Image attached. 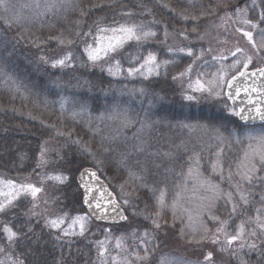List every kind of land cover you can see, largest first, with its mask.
<instances>
[{
	"label": "snow or ice",
	"instance_id": "6c2138e0",
	"mask_svg": "<svg viewBox=\"0 0 264 264\" xmlns=\"http://www.w3.org/2000/svg\"><path fill=\"white\" fill-rule=\"evenodd\" d=\"M33 2L36 8L41 7L40 0H33ZM82 2L83 0H44V11L40 13V16L47 17L48 15H52L57 19H67L69 14L78 13L79 16L76 21L77 28L74 30V35L84 39L85 44L83 53L86 59L75 56L72 51H66L61 56L52 59L45 55H40L39 62L47 65L51 69L76 68L77 65L80 68L87 69L89 67L95 68L104 61L105 66L101 67L100 70L106 71L107 75L110 77L116 79H120L121 77L126 79L139 78L146 81L152 77H159L162 70L167 74L168 67L176 64L178 62V57L183 56L190 58L186 67L179 71L178 74L172 76V79L178 81L180 87L183 89L182 98L192 103L198 102L196 94H200L201 96L207 95L215 99H222L226 96L227 100L232 101V106L226 104L225 108L229 111L231 116L238 117L239 120L244 123L235 129L228 130L227 135H225L219 127L210 128L206 124H184L181 125V127L188 129L189 132L202 130L210 134L211 139L216 141V161L211 165L212 172L221 180L227 179L229 186L235 190L240 202L244 205L251 203L250 196L252 195V191L250 188H246L245 185L254 188L257 182H259L261 189V207L256 209L255 219L249 218L248 221V223L254 224L255 227L251 230H247L245 222H241L234 233H229L227 231L229 220H222L219 215L215 214V210L217 209L218 201L223 200L225 212L230 216L237 213L238 203L234 199L233 191H225L220 187V184L210 179L203 178V174L199 170V155H195L193 157V163L196 167H189L187 178L193 179L200 187L212 193V195L204 197L207 203L202 206V211L207 215L208 221L215 226V232L213 233V229L205 224L204 235L200 240H195L193 238L190 242L202 243L207 240L212 244L220 245V251L231 252L232 255L238 259L239 264H248L243 255L245 249H247L248 252L258 251L259 255L264 257V67H256L254 70L249 71L250 66L254 63L253 56L247 54L239 55L243 53L241 48H236L231 52L233 62L228 65V67L236 74L231 75L230 78L228 72L225 71V65L223 63V61L229 59V57L225 55L211 56V60L219 65V69L216 72L209 74L205 71H201L204 65L209 63V60L205 59V57L212 52L210 47L206 50L201 48L198 52H194L191 46H169L167 52L170 54V58L161 61L158 59L157 52L154 50H147L145 54L144 49L145 44L158 36V32L152 27V25L158 23L155 18L147 24L143 21L137 22L132 19H127L122 22L118 21L112 25H105L100 21H96L94 34L91 28L84 30L79 27L80 24L83 23L84 17L90 15V9L82 7ZM183 2L187 3L190 7H195L198 0H183ZM157 3H160V0H157ZM219 3L220 0H218V4ZM30 6L31 5H24L23 7ZM160 6L171 12L174 17L185 24H187L188 21H192V33L197 32V24L202 17L207 16L209 11L215 12V9L205 10L202 4L199 5L201 8L199 15H196L194 12H188L187 10L176 11L170 8L167 3H162ZM94 7H99V5H94ZM141 7L145 8L147 15H152L151 9H147L146 6L143 5H141ZM251 7L253 10L256 8L261 9L255 21L249 18V7L247 5L234 10L235 16L247 29L238 28L237 31L241 32L247 39L252 50L260 54L261 59H264V27L261 26L264 24V0H259V2L258 0H251ZM15 9L16 6L11 0H0V11L3 13V15H0V23H3L7 29L13 27L24 29L23 32L19 33L15 43L8 40L6 37H0V49L7 51L9 45L14 49L16 44H19L21 40L30 43L33 47L40 48L43 43L41 39L29 34V29L25 27V22L31 21ZM121 15L133 17L135 13L133 11H124ZM225 16L228 19L232 18L231 13H225ZM221 19L223 20L224 18L222 17ZM40 26L44 27V23L41 22ZM47 26L49 28H55L56 23L51 21L48 22ZM161 30L163 32L164 41L166 42L168 37L167 25H162ZM257 30L258 38H254V32H257ZM0 31H2V29H0ZM180 36L184 40L190 39L187 28L180 32ZM89 37L92 38L93 43L87 42ZM53 38L57 40L59 45L65 47H70L74 43V40L65 38L63 34L57 37H49V39ZM198 38L203 39V37ZM128 45H133L134 50L127 53L125 59L128 67H124L121 63V59L117 58V55ZM8 56H11V52H8ZM5 68L6 61L4 57L0 56V86L10 93L18 94L21 98L27 99L28 95L26 90L5 71ZM241 79L245 82L251 80V84L245 83L243 87H240L236 82ZM55 83L57 87L62 86L59 81ZM73 87H87L91 90L92 85L88 80L77 79ZM241 92L244 94L243 99H241ZM129 94L144 96L147 93L146 88L142 86L129 90ZM13 98H15V95ZM237 100H240V105L242 106H236ZM59 103L60 113L63 115L67 111L69 101L67 98H61ZM84 111L85 106L81 105V110L72 111L70 118L76 122L77 118L81 117ZM108 118L118 122L119 127L116 130L117 132L121 129L133 127L134 124L137 123L140 125L139 132H143L145 128H151V124L146 119L143 121L137 120L135 116L130 114L128 109H121L118 104L113 106L112 113ZM99 119L103 121L105 118L101 116ZM255 121H260L261 126H247L249 123H254ZM41 123H43V121H41ZM49 127L55 129V125H49ZM87 128L89 132L93 131L91 121L87 122ZM56 135L71 138V133L66 134L58 129H56ZM111 139L114 141L116 137H112ZM72 143L79 145L80 149L93 159L96 167L102 168V166H104L105 159L98 157L86 144L81 143L78 139L72 140ZM232 145L241 146L242 154L235 165V171H233L230 165L227 166V176L225 177L226 164L223 156L225 148H230ZM101 147L105 153L115 151V149L104 147L103 144ZM138 150L141 152L144 151L143 147H139ZM47 151V148L42 147L40 152L41 165H46L48 163L45 158ZM164 155L171 156L172 154L165 153ZM119 156L118 165L128 170L130 178L133 180H140L141 187L147 188V185L144 183L143 175L127 168V154L119 153ZM141 171L143 172L145 170L142 169ZM90 175L99 179L95 171L91 172ZM234 177L237 179H234ZM47 179L57 181L61 185L67 181V177L64 175L49 176ZM81 180L83 181V174ZM3 184L7 185L9 191L6 193L0 188V197H4V199L0 200V214H5L11 208H15L16 201L22 196L31 197L32 201H36L39 194L44 191L42 187H38L31 183L16 184L11 180H0V185ZM185 189L186 185L182 187L181 192L175 194L172 200L171 207L173 209V218H175V208L179 204L182 192ZM148 190L153 193L157 205V211L155 213L156 218L145 216V219H151L153 231L149 232L145 230L142 233L133 231L130 237L137 242L135 245L136 251L130 253L128 252L126 238L122 236L116 239L115 248L126 253V255L111 257V264H149L152 259L151 254L159 247L154 243L156 239L155 231L160 230L163 224L166 223L163 218V209L166 206L165 198L167 191L166 189L157 188ZM92 191V186L85 184L84 204H86L90 210L89 215H77L71 218V223L68 228L62 227L66 220L69 219L67 215L47 218L44 226L62 233L64 237L69 235L83 237L88 230V225L91 222L92 216L100 220H107L110 219L109 212L112 211L116 212V217L119 219L124 221L128 220V217L123 215L121 211H117L120 207L119 204L115 203L113 200H108L103 192L100 193V198L98 199L91 195ZM44 203H47V200H44ZM123 203L128 205L130 201L125 198ZM106 204H111L112 208L109 209L105 206ZM37 207L38 204H33L30 212L25 215H40V213L35 211ZM135 214L136 213H133V215ZM26 229L27 232H32L31 223L26 225ZM221 234L224 236L223 240L220 239ZM21 236L22 232L20 230H15L14 227L4 224L2 233H0V239L5 241L6 247L4 244H0V256L3 257L0 258V264H24L22 259L13 254L16 243L21 239ZM55 238L59 240L61 236L57 235ZM107 242V239L97 242L100 264H109V257L107 255L108 248L105 246ZM233 245H237V247L233 248ZM129 256L134 257V260L129 259ZM205 262L206 264H214V258L211 252L206 254ZM158 264H189V262L185 260L170 261L165 258L160 260Z\"/></svg>",
	"mask_w": 264,
	"mask_h": 264
},
{
	"label": "trees",
	"instance_id": "16d2710c",
	"mask_svg": "<svg viewBox=\"0 0 264 264\" xmlns=\"http://www.w3.org/2000/svg\"><path fill=\"white\" fill-rule=\"evenodd\" d=\"M205 1L208 0L198 1L195 7H190L187 3L179 0H170L168 5L176 11L187 10L196 15L200 14V4L205 10L215 9V12L209 11L207 16L199 20L197 32L200 34L210 27V23H216L215 20L219 16L238 7L242 0H220L219 4L218 0H209L210 6ZM11 2L15 4L17 12L22 13L31 21L25 22L29 34L39 37L43 43L40 48H36L21 40L14 49L11 45L7 51L0 49V56L4 57L6 61L5 71L23 86L28 95L27 99H23L18 94L10 93L0 86V175L4 174L10 179H17V176L24 177L35 174L40 161L41 146L45 144V140H53L56 129L66 134L71 133V138L67 136L55 138L63 137L65 140L63 142L68 146L69 153L64 160L63 168L74 178L68 187L59 189L60 198L57 201L58 207L64 206L67 211L70 210L69 216L78 211L85 212L82 193L75 178L86 167L97 169L117 196L120 194L118 188L126 187L125 190L131 188V191L134 192L133 196L137 200L135 201L145 209H150L155 200L152 192L148 189L132 184L131 180V184H129L128 170L118 165L119 153H126L127 163L133 164L142 159L141 152L137 153L138 149L129 145L130 141L124 140V136L117 137L115 135L114 126L117 121L111 122L109 118L106 121H94L101 116L111 115L114 105L118 104L121 109H128L130 114L139 121L146 119L150 124L152 121L153 124L166 126L168 129L184 124H206L211 128L219 127L227 135L228 130L235 129L240 125L237 118L231 116L225 108L226 104L229 105L225 99L221 103L199 105L182 98L180 85H177L178 82L174 81L172 76L186 67L190 59L187 57H178V62L168 67L167 74L162 70L158 78L149 81H135L134 83L114 81L92 67L83 69L77 65L75 70L67 71L51 69L39 62L40 55L52 59L69 50L80 53L79 44L84 39L74 35L79 14L71 13L67 19H57L52 15L44 17L40 16V13L44 11V0H40L41 7L37 8L36 14H33L31 0H11ZM136 2L151 9L155 17L169 26V32L174 31L178 34L187 28L189 35L192 34L189 32L192 21L185 24L161 7L162 2L157 3L154 0H83L82 7L90 9V15L84 17V21L79 27L84 30L89 28L94 30L96 21H100L102 24L120 22L121 13L131 10V6L134 4L136 6ZM24 5L31 6L23 7ZM94 5H99V7H94ZM0 15H3L2 11H0ZM51 21L56 23L55 28L47 26ZM41 22L44 23V27L40 26ZM0 29H2L0 37H6L13 43L18 39L19 33L24 31L23 28L17 27L7 29L3 23H0ZM61 34L67 39L74 40V43L70 47H65L59 45L56 39H49V37H57ZM149 50L157 52L161 61L170 58L167 49L160 48L155 43L149 46ZM129 51H133V49L127 47L121 53V63L124 67H128L125 57ZM8 52H11L10 57ZM77 79L90 81L91 90L87 87H73ZM56 81H59L62 86L57 87ZM142 86L146 88V95L129 94V90ZM14 95L15 98H13ZM61 98H67L69 101L67 111L63 115L60 113ZM81 105L85 106V111L74 122L70 118L71 112L80 111ZM85 121L92 122V132L88 131ZM49 125H55V129ZM139 127L140 125L137 123L134 128ZM111 130L113 131L112 135L109 134ZM112 137H116V139L113 141ZM75 139L86 144L98 157L105 159L104 166L96 167L93 159L84 153L79 145L72 143V140ZM57 144L61 148L66 147L61 143ZM102 144L106 148L115 149V151L105 153L101 147ZM64 193L67 195L65 200L63 199ZM223 205L224 202L218 206L215 213L222 220L229 219L228 229L236 230L237 224L248 222L245 221L243 215H240L241 211L230 216L225 212ZM15 210L13 209L12 212L17 216L16 218L13 217L11 211L1 215L0 233H2L4 224L22 232L13 254L22 259L24 264L100 263L99 256H97L99 252H96L95 246L98 241L105 238V234L100 229L105 225L96 224V229L87 231L76 245L71 246L57 240L55 234L50 233L45 226L32 223L25 213L21 214ZM29 223H31L32 232H27L26 225ZM126 225L114 228L124 229L127 227ZM248 226L250 228L251 224ZM0 244H4L6 247L5 241L2 239H0ZM0 258L3 257L0 256Z\"/></svg>",
	"mask_w": 264,
	"mask_h": 264
},
{
	"label": "rangeland",
	"instance_id": "374dc122",
	"mask_svg": "<svg viewBox=\"0 0 264 264\" xmlns=\"http://www.w3.org/2000/svg\"><path fill=\"white\" fill-rule=\"evenodd\" d=\"M154 1L157 2V0ZM179 1L183 2V0ZM161 2L169 4L170 0H160V3ZM206 2H208V5L210 4L209 0L205 1V3ZM31 3L33 14H36L37 8L34 6L33 0H31ZM245 5L249 7V18L255 21L261 9L256 8L255 10H253L251 7V0H249L244 5H241L240 7ZM235 9L228 12L232 14L231 19H228L225 14H222L218 17V19L215 20L216 23H210V27H208V29L203 33L199 34L198 32L192 33L191 31H189L192 33L191 35H189V40H184L180 36V32H182L183 30L176 34L174 31L169 32L170 29L169 26H167L168 37L167 41L165 42L161 27L162 25L167 24L162 22L158 17H155V15L153 14L147 15L145 12V8L141 7L140 3H137L136 6L135 4L134 6H131V10L129 11H133L135 13L133 17L122 16L120 22L127 19H132L137 22L143 21L147 24L150 23L153 18H155L158 23L152 25V27L158 32V36L157 38L150 40L147 44L144 45L145 52L147 51V48L149 50V46H151L153 43L158 45V47H163L165 49H167L169 46H191L193 47L194 52H198L201 48L206 50L210 47L212 49V52L205 57V59L209 60V63L204 65L201 71H205L209 74L216 72L219 69V65L215 61L211 60V56L225 55L228 56L229 59L223 61V63L225 65V71L228 72L230 78L231 75L236 74L230 67H228V65L233 62L231 52L236 48H241L243 50V53L239 55L247 54L253 56L254 63L250 66L249 70L255 69L256 67H264V59H261L260 54H257L252 50L251 45H249V43L247 42V39L242 35L241 32L237 31L238 28H244L245 30L247 29L246 26L242 25L239 19L235 16ZM222 17L224 18L223 20L221 19ZM105 25H112V23L109 22ZM261 26L264 27V24H262ZM173 29L175 30L176 28ZM92 31L95 34V29ZM198 37H203V39H199ZM254 38H258V30L257 32H254ZM87 42L93 43L92 38L89 37ZM84 44L85 41L81 40L79 44L81 47L80 53L75 51L73 52V54L75 56H80L81 58L86 59V56L83 53ZM127 47H130L134 50L133 45H128L125 47V49ZM121 53L117 55V58L121 59ZM103 66H105L104 61H102L101 64L95 67L94 69L108 76L106 71L100 70V68ZM76 68H65L57 70L67 71L75 70ZM108 77L113 79L114 81L120 80L130 83H134L135 81H145L139 78L126 79L124 77H121L120 79H116L110 76ZM154 78L158 77H152L149 80ZM177 85L179 86L180 83L178 82ZM181 91L183 92L182 88ZM196 95L198 97V102L193 103H197L199 105L221 103L224 99L226 100L225 96L222 99H215L214 97H209L207 95ZM109 116L110 115L103 116L105 118L103 121H106ZM94 121L101 122L99 118ZM109 121L114 122V120L111 119H109ZM85 123L87 124V121H85ZM114 127L116 131L119 127L118 122L115 123ZM134 127L135 124L133 127L121 129L119 132H115V135L117 137L124 136V140H129L130 142L126 143H128L132 147H135V149H138L139 147H143L144 149V151L142 152L139 150L137 151V153L141 152L142 159L138 162H134L133 164L127 163L128 169H131L133 172H137L143 175L144 183L147 185V188L143 187L144 189L157 188L166 189L167 191V195L165 198L166 206L163 209V218L166 223L163 224V227L160 230L155 231L156 239L154 243L157 244L159 247L156 248V250L151 254L152 259L149 264H158L160 260H163L165 258L170 261L185 260L188 261L189 264H206L205 256L209 252H211L213 255L214 264H239L238 259L233 256L231 252L220 251V245L212 244L207 240L203 241L202 243L190 242L193 238L195 240H200V238L204 235L205 224H207L208 227L213 229V233L215 232V226L208 221L207 215L202 211V206L207 203L204 197L210 196L212 195V193L206 191L205 188L200 187L193 179H188L187 173L189 167H196V165L193 163V157L198 154L200 158L199 170L200 172H202L203 178L210 179L215 183L220 184V187L225 191H233L234 199L238 203L237 214L241 211L242 213L240 215H243L245 221H249L248 216L249 218H252L254 220L256 216V209L261 207V189L259 182H257L254 188L245 185L246 188L251 189L252 195L250 196L251 203L248 205H244L242 202L239 201L235 190L229 186L227 179L221 180L212 172L211 165L216 161L217 148L216 141L211 139L210 134H207L202 130L189 132L188 129L183 128L181 126H173L172 128L168 129L166 126L162 127L160 125H155L152 123V121L151 128H145L143 132H139V128ZM109 134L112 135L113 131L111 130ZM57 136L58 135H55L54 139L51 141L45 140V144H42L41 149L42 147H44L48 150L45 154V158L47 159L48 163L46 165H41L39 161V166L35 174L24 177L17 176V179H10L6 175L2 174V176L0 175V180H11L16 184L31 183L44 189V191L39 194V197L36 201H32L31 197L22 196L19 200L16 201V207L11 208L8 212H12L13 209H16L15 211H19L21 214H26L30 212L33 207V204H38V207L35 209V211L40 213V215H26L30 218V221L32 223H38L44 226L47 218H56L58 216L67 215L69 219L66 220L65 224L62 225V227L68 228L71 223V218H74L77 215H88V213L86 212V210L85 212L78 211L75 214L69 216L71 213L70 210L67 211L64 206L58 207L59 204L57 203V201L60 198L59 189H64L68 187L74 178L71 177L70 174H68L63 168L64 160L68 155L69 151L67 144L63 142L65 141L64 138L62 137L55 139ZM57 143L66 145V147L61 148ZM165 153H171L172 155L166 156L164 155ZM241 154V146L232 145L230 148H225L223 156V159L226 164L225 177L227 176V166L230 165L233 171H235V165L238 162V159ZM142 169H144L145 171L142 172ZM55 175H64L67 177V181L63 185H61L57 181L47 179V177ZM234 179L237 178L234 177ZM128 180L129 184L132 183L141 186L140 180H133L130 177L128 178ZM185 185L186 189L182 192L179 204L175 208V218H173V209L171 207L172 200L175 197V194L177 192H181L182 187H184ZM0 188H2L6 193L9 191L6 184L0 185ZM125 188L126 187L118 188L120 192L118 198L121 202V205L129 215V222L126 225L127 227L124 229H118L106 225L105 227H100L102 233L105 234V238L102 241H105L106 239L108 241L105 246L108 248L107 255L109 257V264H111V257L126 255V253H123L119 249L115 248L116 239L122 236L125 237L128 252L130 253L136 251L135 245L137 242L131 239L130 234L133 231H136L138 233H142L145 230L152 232L153 229L151 227V219H145V216L156 218V199L152 202L150 209H145L141 207V204H138L136 202V197L133 196L134 192L131 191V188H129V190H125ZM65 198H67V195L64 193L63 199L65 200ZM125 198L129 199L130 201L128 205H125L123 203V200ZM2 199H4V197H0V200ZM44 200H47V203H44ZM223 202V200L218 201L217 208ZM25 209L26 212H24ZM133 213L136 214L133 215ZM1 215L2 214H0V217ZM13 217L16 218L17 216L13 214ZM239 224H237V226ZM249 224L251 223L245 222L247 230H251L253 227H255L254 224H251L249 228ZM94 228H97L96 223L91 219L87 231L93 230ZM47 230L50 233L55 234V237L57 235L61 236V239H59L60 242L70 244L71 246H74L73 244L76 245L78 243V240L81 238V236L78 235H69L67 237H64L62 233L57 232L56 230H52L49 228H47ZM227 231L229 233H234L235 230L227 228ZM220 239H224V236L222 234L220 235ZM232 247H237V245H233ZM95 250L96 252H99L97 245L95 246ZM243 255L244 259L248 262V264H264V257H261L258 251L248 252L247 249H245ZM129 259L134 260V257L129 256Z\"/></svg>",
	"mask_w": 264,
	"mask_h": 264
},
{
	"label": "water",
	"instance_id": "95a60500",
	"mask_svg": "<svg viewBox=\"0 0 264 264\" xmlns=\"http://www.w3.org/2000/svg\"><path fill=\"white\" fill-rule=\"evenodd\" d=\"M236 83L238 86L243 87L245 83L251 84V80L245 82L241 79V80H238ZM243 96H244V94H243V92H241V99H243ZM226 99H227V97H226ZM227 101L232 106V101H230V100H227ZM236 106H242V105H240V100L236 101ZM238 121L240 124L244 123V122L240 121L239 118H238ZM260 125H261L260 121H255L254 123H249V125H247V126L248 127H254V126H260ZM93 171L96 172L97 177H99V179L90 175V173ZM82 174H83V181L81 180ZM77 184L82 191L83 205L86 208L88 214H89L90 210L88 209V206L86 204H84L85 184L92 186V188H93V191L91 193L92 196H95L99 199L100 193L103 192L105 197L108 200H113L115 203L119 204L120 207L117 209V211H121L123 213V215L127 216L125 210L122 208L120 202L118 201L117 196L110 189L109 185L100 177V175L96 169L91 168V167L83 169L79 173V175L77 176ZM105 206L108 207L109 209L112 208L111 204H106ZM109 217H110V219H107V220H100V219H97L95 216H92L91 218L97 223H101V224L103 223V224H108V225H122L128 221V220L124 221V220L119 219L118 217H116V212H112V211L109 212Z\"/></svg>",
	"mask_w": 264,
	"mask_h": 264
}]
</instances>
